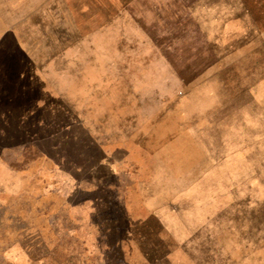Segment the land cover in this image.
<instances>
[{
  "label": "rangeland",
  "instance_id": "1",
  "mask_svg": "<svg viewBox=\"0 0 264 264\" xmlns=\"http://www.w3.org/2000/svg\"><path fill=\"white\" fill-rule=\"evenodd\" d=\"M0 264H264V0H0Z\"/></svg>",
  "mask_w": 264,
  "mask_h": 264
}]
</instances>
